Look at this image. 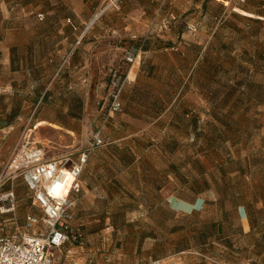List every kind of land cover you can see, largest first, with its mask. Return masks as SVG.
<instances>
[{"label": "rangeland", "instance_id": "374dc122", "mask_svg": "<svg viewBox=\"0 0 264 264\" xmlns=\"http://www.w3.org/2000/svg\"><path fill=\"white\" fill-rule=\"evenodd\" d=\"M6 1L11 7L0 8V232L21 227L28 214L41 215L22 179L7 168L23 137L39 140L40 107L45 103L60 121L65 107L78 110L81 124L85 113L79 140L42 130L52 154L80 148L96 123V94L103 97L107 87L106 79L83 86L68 72L66 59L87 58L89 49L55 47L48 24L33 20L27 0ZM158 4L107 0L98 9L125 8L134 17L140 7L147 10L150 33L132 46H146L139 65L146 74L129 93L138 100L111 116L104 144L88 157L73 219L80 242L49 255L53 264H264V19L223 0H165L157 21ZM172 7L173 26L160 38ZM100 53L101 59L112 54ZM191 69L188 87L196 93L188 116L198 124L188 137L186 126L166 121L174 90L187 86ZM164 73L175 76L162 81Z\"/></svg>", "mask_w": 264, "mask_h": 264}, {"label": "crops", "instance_id": "0c3cea01", "mask_svg": "<svg viewBox=\"0 0 264 264\" xmlns=\"http://www.w3.org/2000/svg\"><path fill=\"white\" fill-rule=\"evenodd\" d=\"M107 0H27V9L32 16L35 22L43 21L45 24H48L46 27L47 32H50V38L55 47H66L67 45L75 48H87L90 50L88 57L84 59H66V66L70 67L68 69L69 73H76L78 79L82 80L83 86L87 81H100L102 79L108 80L109 68L116 67L122 61L123 56H119L120 52L123 49H128L129 47L137 45V42L141 40V37L150 33V27L152 26V19L149 20V15H147V10H140L138 14L134 15L125 13V8H122L121 11H100V9ZM141 1V0H140ZM148 1V0H142ZM151 1V0H150ZM159 4L155 8L154 12L157 15V21H160L161 17L164 14L165 0H158ZM14 4L23 6L21 2H15ZM26 5V4H25ZM11 5L7 4L6 0H0V8L7 9ZM244 10H240V13L245 14L246 16H252L258 19H264V4L260 0H247L243 5ZM160 11L158 15L157 11ZM174 7L168 11L167 14L170 15L171 19L169 26L165 29L162 27L159 28L157 36H163L168 34L170 25L173 26L172 22L174 17L177 15ZM138 16V17H137ZM159 17V18H158ZM130 19H137L139 21L138 26H135L134 21ZM45 34V40L49 37ZM126 37L128 43L125 44V48L122 45L123 38ZM35 38H37L35 36ZM143 42V40H142ZM137 47V46H136ZM73 49V50H74ZM101 49H109L112 54L108 55L107 59H101ZM147 54L146 46L140 51L139 55L135 61L129 66L127 70V82L125 83L124 89L121 94V102L123 108L131 99L136 102L138 98L134 100V95L129 97L132 90L141 85V80L145 76V72H140L139 65L141 56ZM111 58V59H109ZM121 58V59H120ZM51 62L52 59H47ZM194 66V65H193ZM77 70H74L76 69ZM186 79L188 80L187 86L184 87L183 84L174 90L175 102L172 106V114L169 112L170 117H168L166 123L172 127H187V136H192L195 133V129L198 124V120L192 115L189 117L188 114L191 113L190 108L192 101L195 97V90L190 85V79L194 76V71L191 69L189 72L185 73ZM161 80H167L169 76H175L174 73H164ZM183 76V75H182ZM175 78V77H174ZM173 78V79H174ZM184 80V79H183ZM140 81V82H139ZM98 96L96 104H100L102 96ZM192 97V98H191ZM46 104L44 103L40 107L37 116L34 129L37 133V142L44 148L46 155L51 156L50 149L48 148V143L45 141L46 136L43 133L45 130H50L56 135H65L67 138H73L74 140H79L80 135V126H84V119L86 118L83 111L82 124L79 120L81 116L78 110H69L65 107V115L62 116V120H58L56 117L55 111L47 112L45 110ZM170 106V105H169ZM165 113V110H162L161 115ZM131 114V111H129ZM70 115V116H69ZM98 114H96V123L93 129H91L90 134L97 128L98 125ZM43 130V131H42ZM264 134V128L261 130ZM46 139V140H44ZM48 142V141H47ZM87 163V162H86ZM86 165V164H85ZM85 168V167H84ZM84 171V169H83ZM83 173V172H82ZM133 177L134 173L131 172ZM80 176L82 191L84 188L83 181ZM155 185L157 184L156 180H153ZM142 184V182H141ZM259 202H264L260 200ZM241 208L244 207V204L239 205ZM75 211V208H74ZM241 224L248 226V222L245 218L242 219Z\"/></svg>", "mask_w": 264, "mask_h": 264}, {"label": "built area", "instance_id": "2783aa9c", "mask_svg": "<svg viewBox=\"0 0 264 264\" xmlns=\"http://www.w3.org/2000/svg\"><path fill=\"white\" fill-rule=\"evenodd\" d=\"M223 2H232V9L240 11L247 0ZM139 53V48L129 47L121 63L109 68L106 92L98 106L99 122L83 147L47 156L37 141L29 139L30 133L14 147L8 171L22 179L41 215L28 214L21 227L0 232V264H53L51 249L80 242L81 231L73 224L74 208L82 192L80 176L89 155L104 144V126L122 111L126 73Z\"/></svg>", "mask_w": 264, "mask_h": 264}, {"label": "trees", "instance_id": "16d2710c", "mask_svg": "<svg viewBox=\"0 0 264 264\" xmlns=\"http://www.w3.org/2000/svg\"><path fill=\"white\" fill-rule=\"evenodd\" d=\"M140 49V51L142 52V48H139ZM85 167V166H84Z\"/></svg>", "mask_w": 264, "mask_h": 264}]
</instances>
